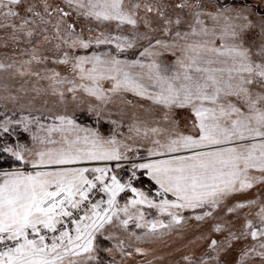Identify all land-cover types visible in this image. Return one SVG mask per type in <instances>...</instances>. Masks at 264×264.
I'll return each instance as SVG.
<instances>
[{
    "label": "snow or ice",
    "instance_id": "1",
    "mask_svg": "<svg viewBox=\"0 0 264 264\" xmlns=\"http://www.w3.org/2000/svg\"><path fill=\"white\" fill-rule=\"evenodd\" d=\"M0 29V264L173 234L167 264H264V0H0Z\"/></svg>",
    "mask_w": 264,
    "mask_h": 264
},
{
    "label": "rangeland",
    "instance_id": "2",
    "mask_svg": "<svg viewBox=\"0 0 264 264\" xmlns=\"http://www.w3.org/2000/svg\"><path fill=\"white\" fill-rule=\"evenodd\" d=\"M4 31L0 29V58L3 57V55L7 52L12 51V45L9 44L8 48L3 47V40H4ZM184 114L180 113V116L182 117ZM77 117L81 121L85 123H91L90 119H87L86 116H81V113L78 111L77 112ZM192 237L189 235L188 237L181 239L180 237L176 235H172L170 237H166L165 239L168 241V244L165 245H152V247H156L158 249L157 254H167V253H172L171 256L165 255V261L164 264H167L169 260L176 262L179 261L180 256L187 251L186 248L183 247V245L187 244L188 239H191ZM179 248L180 251L177 252L175 249ZM235 256V253H230L229 259H233ZM139 259V258H138ZM146 259L151 260V256H148ZM252 264H260L259 257H254Z\"/></svg>",
    "mask_w": 264,
    "mask_h": 264
}]
</instances>
